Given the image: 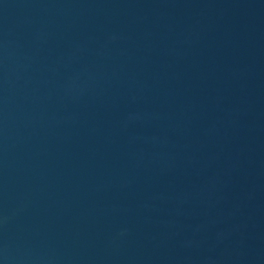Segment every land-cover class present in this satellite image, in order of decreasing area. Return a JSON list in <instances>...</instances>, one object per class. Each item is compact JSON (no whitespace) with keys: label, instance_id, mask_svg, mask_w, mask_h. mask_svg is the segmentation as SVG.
Masks as SVG:
<instances>
[{"label":"water","instance_id":"95a60500","mask_svg":"<svg viewBox=\"0 0 264 264\" xmlns=\"http://www.w3.org/2000/svg\"><path fill=\"white\" fill-rule=\"evenodd\" d=\"M0 264H264V0H0Z\"/></svg>","mask_w":264,"mask_h":264}]
</instances>
